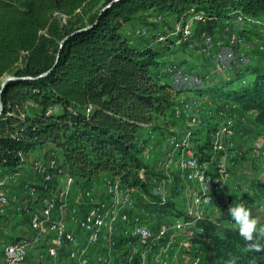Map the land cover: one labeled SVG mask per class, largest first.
Here are the masks:
<instances>
[{
	"label": "trees",
	"instance_id": "trees-1",
	"mask_svg": "<svg viewBox=\"0 0 264 264\" xmlns=\"http://www.w3.org/2000/svg\"><path fill=\"white\" fill-rule=\"evenodd\" d=\"M193 10L205 12L201 23L209 33L224 30L237 12L260 21L237 27L264 28V0H0V88L3 78L12 76L0 91V174L15 172L37 148H46V157L59 151L78 185L91 186L93 177L111 172L123 184L148 192L156 172L139 156L138 141L163 133L172 123L175 96L186 90L253 110L243 128L262 136L264 53L247 50L244 64L229 77L215 72L221 77L176 86L157 74V68L173 62L160 58L161 47L152 39L139 43L126 32L145 13L168 12L179 19ZM173 43L169 37L167 50L192 47L176 63L193 67L192 54L201 41L191 37L182 42L184 48L171 49ZM200 53L204 58L196 73L204 76L213 61ZM141 168L147 182L139 178ZM257 183L264 190V179ZM144 205L161 216L182 214L173 201L158 203L152 197ZM196 225L193 240L206 239L209 262L224 255L238 257V264H264V252L245 251L235 227L218 226L208 217L198 218Z\"/></svg>",
	"mask_w": 264,
	"mask_h": 264
},
{
	"label": "bare ground",
	"instance_id": "bare-ground-1",
	"mask_svg": "<svg viewBox=\"0 0 264 264\" xmlns=\"http://www.w3.org/2000/svg\"><path fill=\"white\" fill-rule=\"evenodd\" d=\"M191 13L187 17L176 19L170 26L173 28L172 31H169L170 28L168 29L166 25L163 26L162 30L156 32V39L164 41L168 36H177V42L185 41L191 36V29L188 32ZM157 16L159 17V15ZM203 21H205V13ZM240 22L260 24L259 20L237 12L234 21L231 23L230 20H227L226 26L230 23V26L236 28ZM148 30L149 28L146 26H139L135 28L134 33L137 36H145L148 34ZM200 38L202 43L200 50L204 54L212 56L214 70L206 72L204 76H199L186 64L179 65L173 61L157 68V74L170 80L176 86H184L208 79L213 71L229 77L239 66L244 64L246 49L243 47L245 38L242 34L234 33L225 37L227 44H224L221 49H217L220 46L221 37L214 32L209 33L203 30L200 33ZM209 46H213L214 49L211 50ZM254 49L257 50L256 52L264 53V44L254 45ZM188 92H179L172 105L170 116L172 122L183 121L185 124L183 132L178 138L169 140L167 136L169 127L167 126L164 128L166 133H151L149 140L140 138L138 141L141 149L139 156H143L142 159L147 163L154 161V167L160 168L159 174L151 178V184L148 186L152 188V181H155V192L146 191V195H137L136 198V195H133L132 187L123 184L117 177L112 176V179L116 181H110L108 185L109 174L107 173H102L104 176L95 182V187L93 181L91 186L84 188L75 183V178L70 174L69 169L64 167L57 158L45 157L47 158L46 171H51L50 177H45L38 189L35 185L28 186V189L31 194L38 195L41 201L46 197V191L53 189V183L59 184L57 191L51 192L46 198L48 211L43 215L41 224L32 229L29 237L25 239L20 237L5 243L7 250L26 248V253L21 255V264H24L32 245L44 243L45 253L51 260L52 253L60 252V254H56V261H61V257L64 256L67 264H78L83 260L85 251L88 254H93V257H100L99 245L106 244V249L101 252V259L93 261L91 264H132V262L134 264H149V260L154 264H185L182 245H188L190 242L191 231L199 230L196 225L198 218L208 217L218 226L221 225L220 222L206 216L203 209L214 202L219 197L218 195H221L228 180L232 177L229 168H223L221 173L220 169L223 163L238 156V152H232L231 134L233 130L248 124L254 115L253 110H240L234 102H215L206 96L196 95L194 92L192 95H187ZM216 105H218L217 108ZM89 109L88 107L87 111ZM163 134L168 138L165 139ZM205 141L208 142V147L202 148V152L205 153V158L202 160L199 147ZM185 153H187L185 157H181ZM261 154H264V150L261 151ZM58 164L61 171L56 170ZM29 166L39 178L42 176L39 160L31 162ZM0 177L2 179H21L22 172L18 169L12 173H1ZM139 178L145 182L148 180L145 179L143 173H139ZM219 180L224 185H220ZM237 187L238 185H235V188ZM85 189H91L88 202H82L85 198ZM71 192L75 202H82L80 216L86 221L82 223L80 237L69 241L68 246H64V242H67L68 238H76V231L70 230V227L60 228L56 233L57 243H52L54 241L53 225L56 222L64 223L67 220L64 203L71 196ZM100 192H105L103 201ZM173 195H179L183 205L182 214L172 215L176 218L173 223L167 224L160 221L158 210L148 209V214L159 216L151 218V230H146L141 236L143 214L135 215L137 202H142L145 206L144 203L151 202L153 197L157 199L158 203H164L171 201L169 199ZM10 200L9 195L8 198H4V206H10ZM16 210L28 213L30 223H38L35 207L19 205ZM6 216L7 213H0V219ZM161 225H164V230H177L159 235L158 231L161 230ZM119 226H125L132 231L122 234V229H115L114 236L107 239V235H110L113 229ZM182 231H186L183 238L180 236ZM196 232L192 234V237ZM162 239L172 240L169 251H166V244H160ZM124 247L132 258L121 259V254H118V251L119 248ZM151 250H156L159 261H154ZM187 250L188 246L185 248V256H189ZM196 264H201L199 258H196Z\"/></svg>",
	"mask_w": 264,
	"mask_h": 264
},
{
	"label": "rangeland",
	"instance_id": "rangeland-1",
	"mask_svg": "<svg viewBox=\"0 0 264 264\" xmlns=\"http://www.w3.org/2000/svg\"><path fill=\"white\" fill-rule=\"evenodd\" d=\"M176 21V18L171 13H162L159 15V17L156 14L150 15L149 13H145L144 15H140L137 19L130 22L127 26V33L130 37H133L136 39L137 42H147V40H153V43L155 45H159L161 47V50H163V55H161V59L167 60V61H174L177 63H180L182 60V56H188L190 55L188 50H191L190 46H185V49H177L175 51L167 50L166 43L169 39V37L174 40V43L171 45V49L176 46L177 47H183L184 44L182 41L177 42L175 40V36H168V39L164 41H158L156 39V32L159 30H162L163 26H167L169 29L171 24ZM203 23L201 21L193 20L191 21V36L188 37L186 40H189L191 37L198 39L201 41L200 33L204 30ZM139 26H146L149 28L148 34L145 36H137L133 31L135 28H138ZM243 27V28H242ZM210 32V31H209ZM214 34L217 36H220L222 38H225L231 34L238 33L241 34L244 32L243 37L245 38V53L247 50L257 51L254 49V45L257 44H264V28L261 29V27L258 25H241L240 27H232L230 25L226 26L224 30H214ZM241 32V33H240ZM248 32V35L245 33ZM136 35V37H134ZM262 41V42H261ZM254 42V43H253ZM182 43V44H181ZM243 46V47H244ZM184 48V47H183ZM209 48L212 50L214 49L213 46H209ZM201 49V48H200ZM195 50L192 54V65L190 68L194 70V72L199 70V65L201 63V59L204 58L203 55H201V50ZM202 52V51H201ZM187 66V65H186ZM202 66V64H201ZM188 67V66H187ZM211 70H214L211 68ZM209 70V72L211 71ZM211 77L218 78L221 77L218 74H215V71L211 72ZM199 76H203L200 75ZM252 78V76L247 75L246 80L249 81ZM218 81H213L211 83H216ZM188 86V84H185V87ZM184 87V88H185ZM189 91V92H188ZM193 93L191 90H186V93ZM188 95V94H187ZM209 98L208 96H206ZM210 99V98H209ZM178 125L177 128V135L175 136L173 126ZM184 122L181 121L179 123L170 122L168 125L169 133H167V136L169 137V140H172L173 138H178L180 134L183 132L184 129ZM245 125H241L239 127H236L233 130V133L231 134V137L235 140V142L238 144L240 148H243L242 153L234 157L230 161L229 170L233 172V176L229 179L227 188L221 193V195H218L219 197L216 198L214 202H211L208 206H206L203 209V213L208 215L209 217L213 218L214 220L221 223V227L223 226H230L235 227L233 222L231 221V217L228 215V209L231 205L237 203V202H245L249 206L252 205V199H255L256 202V208L258 209V214L256 215V212H253L254 215L257 216V219L264 223V190L260 188L258 185V178L264 179V154L261 155V151L264 150V133L263 135H259L258 137L262 139L263 141H259L258 143L255 142L256 140V131L249 130L250 126H246V128H243ZM164 133H166V129L163 130ZM258 135V134H257ZM162 136L167 139L168 137L163 134ZM167 142V141H166ZM257 144V145H255ZM168 146L169 143H168ZM49 150L46 148H37L32 155H30V160L28 163H30L34 159H38L42 156V158H45L47 155H43V153H48ZM51 152V151H50ZM52 155H56L59 160L63 162V159H61V155L58 150H52ZM201 155H203L202 150H200V159H204V155L201 158ZM156 163V162H155ZM151 166H153L154 171L156 172L155 175L159 174L160 168L154 167V161L150 163ZM102 174L98 176V179H100ZM28 177H32L31 175ZM238 179V180H237ZM233 180V182L231 181ZM231 181V182H230ZM235 181L239 182L238 188H234L233 185ZM253 197V198H252ZM247 199V200H245ZM175 203L177 208L181 209L183 207L182 202L178 196H172L171 199H169ZM249 201V202H248ZM255 208V207H254ZM182 211V209H181ZM263 216L262 218H260ZM176 217L172 216V219L174 220ZM194 237H192V251L190 254H195V252H199L200 255L204 256V259L209 264H225V262L228 260L224 255H216L214 256L213 262H209L206 258L207 251V241L205 239H202V241L197 242L193 240ZM43 264H50L47 261H45Z\"/></svg>",
	"mask_w": 264,
	"mask_h": 264
},
{
	"label": "built area",
	"instance_id": "built-area-1",
	"mask_svg": "<svg viewBox=\"0 0 264 264\" xmlns=\"http://www.w3.org/2000/svg\"><path fill=\"white\" fill-rule=\"evenodd\" d=\"M204 13H205L204 11L193 10V12L191 13L190 21H189V30H188V32L191 29V21L197 20V21H201L202 22ZM172 30H173V28H170L169 31H172ZM134 31H133V33H134ZM224 44H227V40H225L224 38L221 37L220 38V46H218L217 49H221ZM217 106L218 105H216V108H217ZM171 114H172V112H171ZM148 128H149L148 125H145V128H144L143 132H147ZM177 128H178V125L173 126V130H174L175 136L177 135ZM242 150H243V148H240L238 146V144L235 142V140L233 139L232 152H238V156H239L242 153ZM186 154L187 153H185L181 157H185ZM50 157H57V156L56 155H52ZM141 158H143V156ZM46 161H47V158H42V156L39 158V166H41V168H42V176L39 178V181L37 183V188L36 189H38V185L41 184V181L45 177H50L51 171H46ZM230 161H231V159L227 163H223L221 165L220 173H221L223 168H229ZM24 164H26V163L24 162ZM208 164H209V160H208ZM56 170L61 171L60 167H59V164L57 165ZM138 173H143L145 179H147L145 171H144L143 168L139 169ZM93 179H94V187H95V182L99 181L98 180V175L93 177ZM12 180L18 181V183H19L21 180H24V179H19V178L2 179L0 177V213H10V211L8 210L10 208V206H4V198H8V194L9 193L7 192L6 188H7V185L9 184V182H11ZM110 181H116V180L112 179V173L111 172H109V175H108V185H109ZM168 181H169V175H168ZM218 182L220 183V180ZM220 185H224V184L220 183ZM58 186H59L58 183H53V189L46 191V197L39 203L38 207L35 210L37 215H38V223H30V221H28V226H29L31 231H32L33 228H35L36 226L41 224L43 215L48 211L47 208H46V198H47L48 195H50L51 192H56ZM90 190L91 189H85V198H84V200L82 202H88L89 201V192H90ZM132 191H133V195H136V198H137V195H146V190L138 188L136 185H132ZM149 191H154L155 192V181H152V188H149ZM100 195H101L102 201H103L105 199V192H100ZM82 202H75V199L73 197V193L71 192V196H69L67 201L64 203L65 211H67V220L64 223H57L56 222L53 225L54 226V233H53L54 234V241L52 243H57L56 242V233H57V231L60 228H63V227H70V230H76V238H68V241L64 242V246H68L69 241H73V240H75V239L80 237V233L82 232V223L84 221H86V219H81V216H80V207H81V203ZM136 214H143V224H142L141 236L143 235V233L146 230H151V218L154 217V216H159V215L148 214V208L143 206L142 202H137V206H136V209H135V215ZM18 216H23V212H20V215H18ZM206 216H208V215H206ZM115 229H122V234H124L126 231H132V229H128L125 226H119L117 228H114L113 232L110 235H107V239L110 236H114V230ZM176 230L177 229L164 230V225H161V230L158 231V233H159V235L168 234L170 231H176ZM194 232H196V231H191V238H192V234ZM21 236H23V239L29 237V235H21ZM171 241L172 240L161 241L160 244H166V251H169V247L171 245ZM187 246H189V245H185V244L182 245V250L184 251L185 262H193L194 264H196V258L200 256V253L199 252H195V255H193V256H185V248ZM104 249H106V244L99 245V249L98 250H100V257H93V254H88L85 251V256H84L83 260H81L80 263H78V264H91L93 261H97L98 259H101V252ZM0 252H1V255H2L1 259H3V264H21V255H22V253H26V248H21L20 247L18 250H7V244H6V245H2V248H1ZM56 254H60V252L52 253V260H50L51 264L65 263V260L64 261H56ZM118 254H121V259L132 258L131 255L129 254V251L125 250V247L124 248H119ZM151 254L154 255V261H159V255H156V250H151ZM44 258H45V256H44ZM132 264H134V263L132 262Z\"/></svg>",
	"mask_w": 264,
	"mask_h": 264
},
{
	"label": "crops",
	"instance_id": "crops-1",
	"mask_svg": "<svg viewBox=\"0 0 264 264\" xmlns=\"http://www.w3.org/2000/svg\"><path fill=\"white\" fill-rule=\"evenodd\" d=\"M190 94L192 95V93H190ZM190 94L188 93V95H190ZM259 141L262 142L263 140L260 138H256L255 142L258 143ZM255 145H257V144H255ZM55 158H57V157H55ZM61 159H63V158H61ZM35 160H39V158L34 159L31 162H33ZM57 160H59V159L57 158ZM59 162L64 167L68 168V166L64 160H63V162L61 160H59ZM30 163L26 162V164H22L19 167V169L22 172V178L21 179H24V180H21L19 183H18V181L12 180L7 185L6 190L9 193L8 195L11 199L10 200V208L8 209L10 211V213H7L6 217L0 219V251H1L2 245L7 243L8 240L10 241L12 239H17V238L23 237L21 235H30L32 233V231L30 230V228L28 226V221H29L28 213H26L25 211H21V212H23V216H18V215H20V212H17V210H16L17 206H19V205L20 206L26 205L29 207L37 208L39 203L41 202L40 197L38 195L31 194L30 190L28 189V186H30V185L37 186V183L39 181V177L30 168V166H29ZM231 173L233 176V172H231ZM30 175L32 176L31 178L28 177ZM102 176H104V174H102ZM102 176H101V178H102ZM231 181L233 182V180H231ZM228 184L229 183L227 182V185ZM227 185H226V187H227ZM235 185H239V182L235 181V183L233 185L234 188H235ZM39 187H40V185L38 186V188ZM245 200H247V199H245ZM251 202L253 205L252 206L253 212H256V215H257L258 214V209L256 208V205H257L256 202L257 201L255 199H252ZM172 215H175V214L166 213L162 216L160 214V221L165 222L167 224H171V223H173ZM262 217L263 216H261L260 218H262ZM185 234H186V231H182L180 236L183 238V236ZM162 241H166V239H162ZM43 244L40 243V245L39 244L32 245V247L29 250L27 260L24 262V264H43L45 261H47L48 263L51 264V261H50L51 259L45 253V250L43 248V246L45 244L44 245ZM188 245L189 246H188L187 253L189 256H193V254H190V252L192 251V247H193L192 241L189 242ZM44 256H45V258H44ZM1 258H2V255L0 252V264H3ZM197 258H199V261L201 262V264H206L203 261V258H204L203 255H200ZM64 260H65L64 264H67L66 258L64 256H62L61 261H64ZM149 264H154V263L149 260ZM185 264H194V263L193 262H185Z\"/></svg>",
	"mask_w": 264,
	"mask_h": 264
},
{
	"label": "clouds",
	"instance_id": "clouds-1",
	"mask_svg": "<svg viewBox=\"0 0 264 264\" xmlns=\"http://www.w3.org/2000/svg\"><path fill=\"white\" fill-rule=\"evenodd\" d=\"M228 215L236 231L245 241V251L264 252V223L253 214V208L245 202H237L229 207ZM238 259L236 256H231L225 264H238Z\"/></svg>",
	"mask_w": 264,
	"mask_h": 264
},
{
	"label": "water",
	"instance_id": "water-1",
	"mask_svg": "<svg viewBox=\"0 0 264 264\" xmlns=\"http://www.w3.org/2000/svg\"><path fill=\"white\" fill-rule=\"evenodd\" d=\"M48 70L44 71L42 74H45ZM12 78V76L10 75H7L3 78L2 82H1V88L4 86V84L7 82L8 79ZM1 88H0V91H1ZM1 104V102H0Z\"/></svg>",
	"mask_w": 264,
	"mask_h": 264
}]
</instances>
